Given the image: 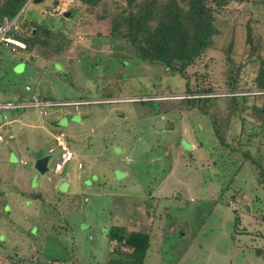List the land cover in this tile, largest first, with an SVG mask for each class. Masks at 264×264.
<instances>
[{
    "label": "rangeland",
    "instance_id": "1",
    "mask_svg": "<svg viewBox=\"0 0 264 264\" xmlns=\"http://www.w3.org/2000/svg\"><path fill=\"white\" fill-rule=\"evenodd\" d=\"M4 1L0 0V3ZM108 2L119 3L122 7H126V0H108ZM207 5L213 7L215 11L216 5L213 0H207ZM242 8L246 9L247 13L238 15ZM226 9L230 14L219 12L220 17L216 24L219 35L214 38L213 49L207 51L186 70L189 84L192 90H212V96L220 99L231 96L226 81V50L231 46L228 54L234 63V69H238L234 72V78L236 77L238 82L239 92L242 91L240 95L245 93L248 96V106L259 104L261 101L259 93L252 87L260 63L264 61V0H245V2L233 0ZM97 13L100 15L103 13L99 10V6L89 10L76 0H41L38 5L26 4L17 26L32 21L50 28L53 33L59 35L57 39L59 50L53 47L39 55L36 52L30 54V52H20L15 47L0 45V52L4 50L0 62L2 65L0 89L8 88L9 81L21 83L27 78L30 79L29 84L38 85L47 100L64 103L115 100L111 104L80 107V112L101 108L104 111L99 117H108L104 121L92 115L81 125L75 115H70L74 114L76 109L74 107L79 106H62V110L70 114L62 113L64 120L57 127L52 128L55 132L63 134L69 150L75 156L61 175L53 174L54 164L59 160V151L51 139L44 140L46 151L47 146L54 148L53 153L50 154L48 171L44 175H38L33 170L34 160L31 151H23L17 155L15 150L9 147L6 137L0 143V209L6 206L4 207L6 214L0 216V235H2L0 242H3L0 243L2 244L0 264H15L14 262L18 260H22L23 264H45L47 260H58L66 264H103L108 248L105 234L101 237L98 232H94L93 227L85 228V225H81L82 222L95 223L99 212L101 223L109 218L111 198L103 197L98 202L91 194L99 188V183L86 188L90 193L89 203L86 204L90 209L88 215L80 220L79 213L70 212L64 224L59 222L61 225L58 230H61V234L54 238L59 241L63 251L59 250L55 259L43 258L42 250L40 256L29 248V240L32 237L38 239L37 236L42 235L36 240L40 245L41 239L43 243L44 235L48 231L55 234L58 230L51 228V224L47 225L48 231L43 232L45 234L30 231L32 225L29 226L28 222L34 208L22 198L20 191L26 187L33 188L31 181L36 175V183L44 189V192L58 190L62 194L68 191V196L71 198L78 193L77 188L83 187L84 184L89 185L80 181V178L92 179L90 176L85 175L83 178L81 175L90 167L91 159L97 157L96 160L99 158L98 162H100L97 168L93 167L94 173L109 177L112 171L107 168L105 158L114 162L115 156L121 158L117 162L122 161L133 171L134 175L128 179L129 184L125 185L126 189H129L128 193L146 194V198L140 195L137 200L132 196L133 202L136 203L144 198L143 207H140L146 209L145 201L147 205H152L151 208L147 206L149 210L146 211L145 216L150 223L156 219L153 216L157 205L155 195L160 190L150 194V197L147 194L161 183L171 167L174 168L171 182H167L165 186L175 190L163 203V206L167 207L168 217L163 215V211L156 213L155 210V214L159 216L158 223L154 224V229L157 230L149 233L150 247L144 264H264V187L259 183L257 170L248 162H245L241 168H239L240 164H228L225 156L228 150L225 152L217 146L207 117L192 112L190 119L183 121L182 118L190 112L184 115L175 112L176 110L168 112L170 108L173 109L174 106L182 103L179 102L180 100L173 101L172 98L192 97H189L182 87L184 81L177 75L165 72L158 64H146L141 61L128 43L116 44L110 37V19L99 20L96 18ZM248 26L252 43L246 40ZM25 60L28 61V69L26 64L22 63ZM11 95L10 91L0 92V100L4 98L10 101ZM197 97L206 96H193V98ZM56 108L60 107H50L45 110L52 111ZM246 109L242 112V116L236 115L233 118L235 120H223L230 122L231 130L226 141L231 146H235L237 142L244 145L248 134L259 132L250 124L253 119L250 111ZM224 110L225 106H220V112L217 114L220 117L225 116ZM7 111H0L1 119L4 115H14V113L21 121L19 115L25 113L34 115V118L48 119L46 115L38 116V110L18 111V114ZM40 111L43 112L44 109ZM116 111L124 113L125 119H120ZM209 111L214 113V107H210ZM79 116L81 117L80 113ZM242 118L246 120L244 124H241ZM21 121L16 126H21ZM92 127L102 130L101 134L98 135L99 131L89 132V128ZM187 129L197 142L193 140V143L198 144L206 158L210 160V164L208 163L210 167L197 164L186 171L182 165L175 163L178 141L181 139V133ZM25 130L28 131L27 128ZM108 131H114L115 135L104 137L103 135ZM1 133L4 134L3 130ZM92 137L93 140L90 141ZM110 140L114 145H118L117 149L108 147L105 150L102 147V142L108 144ZM189 141L191 142L192 138ZM184 142L186 141H181L179 146L186 150ZM44 146L41 148L45 149ZM242 148H247L246 150L252 155L255 149L259 148L261 154H264V140L254 138L247 147ZM119 149L124 152H120ZM183 155L188 160V153L184 152ZM240 156L233 155L232 161L240 163L242 159ZM5 159L10 166L1 165L2 160ZM19 160L26 161V164H20ZM215 162L217 167L213 168ZM77 163L83 165V170L77 169ZM193 169L195 172H192ZM25 171L28 173H24ZM66 174H69L68 179L65 177ZM84 195L86 194L77 195L78 200H83ZM62 200L63 197L50 194L46 208L50 211L53 208H60L62 213H66L73 201ZM59 201L60 205L57 204ZM40 205L38 210L44 212L42 203ZM136 205L129 203L130 208ZM245 205L249 207V211L244 209ZM84 206L85 204L78 203V208ZM133 210L135 211L134 208ZM97 244L98 249H96ZM123 251L129 250L125 248Z\"/></svg>",
    "mask_w": 264,
    "mask_h": 264
},
{
    "label": "trees",
    "instance_id": "2",
    "mask_svg": "<svg viewBox=\"0 0 264 264\" xmlns=\"http://www.w3.org/2000/svg\"><path fill=\"white\" fill-rule=\"evenodd\" d=\"M26 1L27 0H5L0 3V24L5 20L12 21L23 8ZM76 1L89 10L99 6V10L103 13H101V15L97 13L98 15L96 18L99 20H104L106 18L110 19V37L116 44H120L121 42L128 43L141 61L146 64H158L165 72L179 76L184 81L182 87L185 88L186 94L188 93V96L192 97L187 99L172 98L171 100H180L179 102L182 101V103L174 106L175 109L170 108L168 112L171 110L174 112V110H176L175 112L181 115L182 113L184 115L186 112H190L182 118L183 121H188L192 112H196L202 117H207L217 146L224 151L228 150V153L225 155L229 162L228 164H240L239 168H241L245 162L252 164L258 172L259 183L264 187V154H261L259 148L255 149L254 155L250 154V152L246 150L247 148H242L247 147L254 138L264 140V61L260 63L261 66L255 78L254 86L252 87L255 92L259 93L258 96H260L261 101L259 104L250 106L247 105L248 96H246L245 93L240 95L242 91L239 92L238 82L235 79L236 77L234 78V72L238 69H234V63L228 54L231 50V46L226 50V81L228 90L230 91L229 93L232 94L231 96L220 99V97L212 96V90L209 89L192 90L186 74L187 68L204 56L207 51L213 49L214 38L219 35L216 26L220 17L219 12L221 14H230V11H227L228 9L226 8H228L229 3L233 0H213L216 5L215 11L213 7L207 5V0H126V7H122L119 3L108 2V0ZM217 8L220 10H217ZM244 12L247 13L246 9L242 8L240 12H238V15H242ZM21 17L22 13L18 16L17 22ZM34 31L35 34L33 35ZM9 35L14 38V40L25 45L24 49L15 45H8L12 48L15 47L20 52H30V54L36 52L40 55L43 54L44 51L51 50L53 47H55V49L58 48V50L60 48L57 43L59 35L53 33L50 28L39 25L37 22L27 21L20 26L18 25L16 30L9 32ZM246 36L247 42L252 43L249 26L246 29ZM3 53L4 50H1L0 62L4 56ZM27 62V60L22 62L26 64V69H28ZM0 68H2L1 64ZM24 79L25 80L21 83L9 81L8 88L5 87L4 90L0 89V92L4 93L10 91V94L16 95L18 100L21 101L25 99L27 94L26 87L30 79ZM203 95L206 97L193 98V96ZM49 102L56 103L62 101L49 100ZM73 102H82L91 105V103L89 104L87 101ZM112 102L114 103L115 100H111V103ZM204 105L206 106L203 107ZM223 105L225 106V116L222 115L223 117H220L217 112H220L219 108ZM212 106L215 110L214 113L209 111ZM245 109L250 111L251 118L253 119L250 124L255 130L258 129L259 132L248 134L246 144L241 145L240 142H237L238 144L231 146L226 141L231 130L230 122L227 121H230L236 115L237 117L242 116V112ZM223 120L227 121L224 122ZM245 121L246 120L242 118L241 124H244ZM242 132L244 133L243 128ZM191 136L193 135L191 134ZM181 138L183 137L181 136ZM181 141H186L187 143H184L188 148L189 145L187 144L189 140L187 138L180 139L178 144H180ZM196 146L198 149H201L198 144ZM218 147H216V149ZM235 154L241 155L240 157L242 159L240 163L232 161V156ZM203 156L201 160L195 158L199 160L197 164H201V166L207 168L210 167L208 166L210 160L206 158L204 152ZM224 163L223 161V164ZM214 166L215 168L217 167L216 162L213 163V168ZM166 210L167 207L162 210L163 215L168 217ZM159 212L160 210L156 213ZM2 215L3 214H0V216ZM235 222H237V220ZM30 231L36 230L32 228ZM43 232H45V230H43L41 234H45ZM106 234L109 244H115V246L108 252L103 264H144L146 253L150 247V236L148 234L126 233L119 227L110 228ZM40 237H42V235L37 236L38 239ZM38 239L32 237L29 240V248L36 251V253L41 256L42 239L40 245L38 241H36ZM125 248L130 250V252L123 251ZM14 263L23 264L24 262L18 260ZM45 264H66V262L47 260Z\"/></svg>",
    "mask_w": 264,
    "mask_h": 264
},
{
    "label": "crops",
    "instance_id": "3",
    "mask_svg": "<svg viewBox=\"0 0 264 264\" xmlns=\"http://www.w3.org/2000/svg\"><path fill=\"white\" fill-rule=\"evenodd\" d=\"M34 1L29 3V0H27L26 4H37L38 5V4H40L41 0H39L38 3H34ZM26 4L20 10L18 15L13 19L16 21V25L18 24L17 18L21 13H23V10L26 7ZM27 85H28L26 87L27 94H26L25 99L20 101L17 99L16 95L11 93L12 95H11L10 101L5 100L3 98V100L1 99L0 102L19 104V103H23V102H32L35 99L38 100L39 102H43V103L49 102V100L44 98V92L43 93L40 92V88L37 87L38 86L37 84L33 85L32 83H30ZM29 98H30V100H28ZM88 103L89 104L91 103V105H93V104H95V105L108 104V103L111 104V100H109V101H94V102H88ZM84 105H88V104H83V105H79V107H74V108H76L75 111L73 112L74 114H70V113H67L66 111L62 110L63 109L62 106H59L60 108H56L52 111L45 110L47 108L15 109V110H8V111L6 110L7 112H16V113L18 111H24L25 112L27 110H38V116L41 117V116L46 115L45 117H48V119L42 120V119L34 118V115H32L30 113L29 114L25 113L24 115H19L22 119V121H21L17 115L15 116V113H14V115L8 114L7 115L8 117L4 115L3 119L0 118L1 119L0 120V137L2 139V141H0V143H2L6 137L7 143L9 144V147L14 149L15 153L17 155H20L21 153H23V151H31L30 153H32L34 151L41 149L43 151V154L49 155L50 159H51L50 154L53 153L54 148H52V146H47V151H46V147L44 146L45 145L44 140L49 138V139H51V142L54 143L55 142L54 137L61 133V132H55L52 127L53 126L57 127V125H59L60 122H62L64 120L62 113H64L65 115L66 114L75 115L77 121L81 125L85 119L89 120V119H87L88 117L91 118L92 115H95V117H99V114L104 111L103 109L99 108L98 110L94 109L95 111L91 110V111H86V112H80V107H82ZM64 108H66V107H64ZM40 109H44V111H43L44 113L41 112ZM116 112H118L117 115L120 117V119H125L124 113H121L120 111H116ZM79 113L81 114V117L79 116ZM107 118H100V120L102 119L105 121ZM20 121H21V126H16L17 124L19 125ZM25 128H27L28 131H26ZM1 130H3L4 134L1 133ZM97 131H99L98 135H100L102 130L101 131L97 130L94 127L89 128V132L97 133ZM110 134H111V136H113V135H115V132L114 131L113 132L108 131L107 134L103 135V136L107 137V135H110ZM181 134H182L183 138H187L188 140L192 138V141L191 142L189 141L190 143L188 142V144H187V145H189L187 148L189 150H187V149L184 150L181 146H179V144L177 145L178 148L176 149L177 156H176V162L175 163H178V165H182L186 171H189V169H191L192 167L197 165V162L199 161V160H196L195 158L201 160V158L204 156H203L202 150L198 149L197 146L193 143V140H194L193 136H191V134H189L188 129L185 130ZM19 138H21L22 140H20ZM38 138H40L41 140H39ZM183 138H181V139H183ZM92 140H93V137L90 138V141H92ZM184 140H186V139H184ZM119 142L121 143L120 138H119ZM120 143H118V144H120ZM102 144H103L102 147L105 148V150L108 149V147H113L116 149L118 148V145H114V143L111 140L108 144H107V142H102ZM42 146H44L45 149L41 148ZM119 150H120V152H124L121 149H119ZM166 151H167V149H166ZM184 152L188 153V160L183 155ZM8 158L9 157H7V159ZM109 158H112V157H109ZM113 158L116 159V160H114V162H111V160L109 161L105 158V163L107 165V168L112 171V173L109 177H107L106 175H102V176L98 175L97 172L94 173L93 167L97 168V166L100 165V162H98L99 158H98V160H96L97 157H96V159L95 158L91 159L89 162L91 164L90 167L88 169H86L85 172L81 175L83 178H85V175H87V176H90V178L92 177V179H88V177H87V178L81 180V178H80V181L87 183L89 185L87 186L84 184L83 187L77 188L76 191L78 193L75 194L74 196H72L71 198H69V196H68L69 195L67 193L68 191H66L65 193H62V194L58 190H55L52 192L45 190V192H44L43 191L44 189H41L40 185L36 183V175H35L34 180L31 181V185L33 188H31V187L27 188L26 187V188H24L23 191H20L22 198L27 200L29 202L28 205H32V208H34V211L31 212V217H30L29 222H28L29 226L32 225V227H30V229L35 228V230L37 231V234H40L43 230H45L47 232L48 231L47 225L52 224L51 228L58 230L59 225H61L62 223L63 224L65 223L66 216H68L70 214V212L79 213V219L81 220L84 216H86L90 213V209L86 206V204L89 203V199H88L89 196L88 195L90 193L88 192V190L86 188H91V185L93 186L94 183H99V188L91 194L93 195L92 197L94 199H97L98 202L100 199L102 200L103 197L111 198L112 204H111V211H110L109 218L101 223V221L99 220V216H100V212H99L98 216H97V220L95 223L91 222L90 224H86V223L82 222L81 223L82 226L85 225V228L93 227L94 232L95 231L98 232L101 237L103 234H105V238H107L106 232L112 227H119V228L123 229L126 233L136 232V233H146L149 235V233H151L152 231H156L157 229H154L155 228L154 224L156 222L158 223V221H157L158 215L155 214V210L158 211V209H159L161 212L163 209H165L166 207L163 206L164 200L168 199L169 195H173V192L175 191L173 189L165 188V186H167V184H168L167 182H171V178L173 175L174 168L171 167L170 172L161 180V183L158 186H156L155 188H153V190L147 194L148 197H150L149 196L150 194L156 192V190L157 191L160 190V192L155 195V196H157V198H155L157 205L155 207L153 216L156 219H153L152 220L153 223H150V221L145 216L147 215L146 211H148L152 205L151 204L147 205L146 201H145L144 206L146 209H143L142 208L143 207L142 202H143L144 198L143 199L141 198L136 203L133 202L134 199H132V196H134L135 199L137 200L140 198V195H142V197L146 198V194H140V195H135V194L132 195L131 194L130 195V193H128L129 189H126V186H125L126 183L129 184L128 179L134 175L133 171L128 167V165L127 166L124 165L122 161L117 162L121 158H117L116 156ZM58 161L59 160H57L55 162V164L58 163ZM19 163L25 165L26 161L21 162V160H19ZM48 164H49V162H48ZM55 164H54V167H55ZM68 164H66L63 167V169L59 172L54 171V168H53V174L55 176L61 175L66 170ZM97 164H99V165H97ZM1 165H3L4 167L10 166L9 162L6 159L2 160ZM77 169L83 170V165H81V163H77ZM33 170H34V168H33ZM192 172H195V170L193 169ZM24 173L27 174L28 171H25ZM35 173L40 175L36 171H35ZM65 177H66V179H68L69 174H66ZM93 179L95 181H93ZM175 189L177 190V188H175ZM73 191H75V190H73ZM50 194H56L60 198L63 197L62 201H64L65 199H69V200L73 201V203L70 205V207L68 208L66 213H62L59 210L60 208H53L51 211L48 208H46L47 204H48L47 201L50 199ZM79 194H86L83 196V200H78L77 195H79ZM170 197H173V196H170ZM130 202L134 203L135 205L137 204V205L130 208V206H129ZM40 203H42V206L45 210L44 212L38 210V207H41ZM78 203H83V204H85V206L78 208ZM57 204L60 205L61 204L60 201ZM99 205H101V203ZM140 206H142V207H140ZM4 207L6 208V206H3V208L0 209V214H6L4 212ZM133 208L135 209V211L133 210ZM8 210H10V209H8ZM42 212H43V214H45L44 216L42 215ZM54 222H58V224H53ZM59 222H61V224H59ZM14 224L16 225V223H14ZM20 229H22V228H20ZM60 234H61V230L60 231L58 230L55 234H53V233L51 234L48 231V233L44 235L43 243L41 245L43 258H54L55 259V258H57V252L59 250L63 251L61 248V244H59V241L54 238V237H57L56 235H60ZM50 239H52V240L49 242L48 240H50ZM107 245H108V248L106 250L107 253H106L105 259L107 257L108 252L110 250H112V248H114V246H115V244H109V242ZM96 249H98V244L96 245ZM128 252H130V250ZM67 258L68 257L66 256V259Z\"/></svg>",
    "mask_w": 264,
    "mask_h": 264
},
{
    "label": "built area",
    "instance_id": "4",
    "mask_svg": "<svg viewBox=\"0 0 264 264\" xmlns=\"http://www.w3.org/2000/svg\"><path fill=\"white\" fill-rule=\"evenodd\" d=\"M34 0H29V3L33 2ZM17 25L16 21H7L5 20L2 24H0V45L8 46V45H15L21 49L25 48L23 43H20L14 38L9 35V32L12 30H16ZM84 104L82 102H39L38 100H33L32 102H23V103H2L0 102V111L3 110H15V109H30V108H50V107H58V106H68L74 105L79 106ZM56 147L59 151V161L55 164L54 171L59 172L63 169V167L71 162L74 159V153L71 152L68 148L66 141L64 140L63 134H58L54 137ZM0 141H2L0 137Z\"/></svg>",
    "mask_w": 264,
    "mask_h": 264
},
{
    "label": "water",
    "instance_id": "5",
    "mask_svg": "<svg viewBox=\"0 0 264 264\" xmlns=\"http://www.w3.org/2000/svg\"><path fill=\"white\" fill-rule=\"evenodd\" d=\"M39 0H35L34 3H38ZM34 160V170L40 175H44L48 171V162L50 160L49 155H44L41 149L31 153ZM246 211H249L247 205L244 206Z\"/></svg>",
    "mask_w": 264,
    "mask_h": 264
}]
</instances>
